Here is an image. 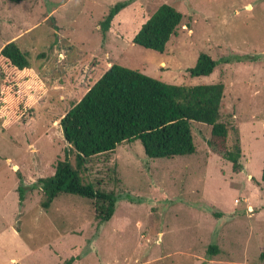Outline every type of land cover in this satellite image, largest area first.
Wrapping results in <instances>:
<instances>
[{
    "label": "rangeland",
    "instance_id": "1",
    "mask_svg": "<svg viewBox=\"0 0 264 264\" xmlns=\"http://www.w3.org/2000/svg\"><path fill=\"white\" fill-rule=\"evenodd\" d=\"M124 1L103 34L99 22ZM161 3L183 18L159 52L132 38ZM10 40L46 91L6 129L0 118V264H264V0H0V48ZM201 52L215 68L192 76ZM112 63L168 83L222 82L221 120L238 130L242 169L193 123L192 154L150 158L133 141L86 161L84 178L115 192L109 220L70 193L41 207L33 184L68 146L59 120Z\"/></svg>",
    "mask_w": 264,
    "mask_h": 264
},
{
    "label": "trees",
    "instance_id": "2",
    "mask_svg": "<svg viewBox=\"0 0 264 264\" xmlns=\"http://www.w3.org/2000/svg\"><path fill=\"white\" fill-rule=\"evenodd\" d=\"M126 3L117 2L109 7L99 22L103 34ZM182 18L183 14L174 6L161 3L141 24L132 41L162 52L176 34ZM214 68L215 60L201 52L189 72L192 76H204ZM0 78V118L5 120L6 129L30 110L34 101L45 93L46 86L31 70L15 40L0 48ZM223 90L222 82L168 83L112 63L59 120L68 146L65 157L56 161L53 173L39 177L33 184V188L42 191L41 207L48 208L59 193H70L93 200L98 221L109 220L115 210V192L84 178L86 161L93 156H109L119 145L133 141H140L150 158L192 154L196 151L193 123L210 128L211 149L238 172L242 169L240 138L236 127L221 120ZM261 180L264 181V161ZM18 192L22 201V187ZM209 251L214 253L216 247L211 245ZM73 261L71 256L60 264H73Z\"/></svg>",
    "mask_w": 264,
    "mask_h": 264
}]
</instances>
